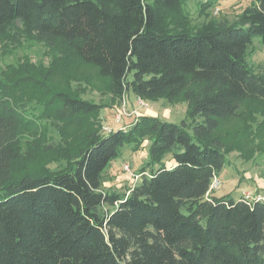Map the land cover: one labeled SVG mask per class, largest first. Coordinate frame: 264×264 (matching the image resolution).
<instances>
[{
  "label": "trees",
  "instance_id": "16d2710c",
  "mask_svg": "<svg viewBox=\"0 0 264 264\" xmlns=\"http://www.w3.org/2000/svg\"><path fill=\"white\" fill-rule=\"evenodd\" d=\"M186 1L0 0L1 41L33 40L93 68L115 104L129 93L189 105L181 125L141 114L127 132L94 125L72 147L49 136L55 157L28 165L37 144L23 150L0 87V264H264V202L210 192L237 151L221 122L264 100V74L247 62L253 39L264 44V0L234 22L198 26ZM216 1L203 0V12ZM55 94L73 112L100 114L73 92ZM147 137L138 183L106 191L107 168Z\"/></svg>",
  "mask_w": 264,
  "mask_h": 264
},
{
  "label": "rangeland",
  "instance_id": "374dc122",
  "mask_svg": "<svg viewBox=\"0 0 264 264\" xmlns=\"http://www.w3.org/2000/svg\"><path fill=\"white\" fill-rule=\"evenodd\" d=\"M216 2L204 13L203 0H187L185 7L190 14V26H198L207 20L234 22L253 0ZM214 8H218L217 15ZM17 41L0 40V87L3 89L2 96L7 97L8 105L19 116L23 150L37 144L32 152V160L26 162L28 165L47 163L55 157L56 152H46L44 148L49 136L55 135L60 147H72L82 141L94 125H98L103 132L104 126L114 124L120 103L115 104L103 90L93 68L59 57L36 41ZM247 62L254 72L264 74V44L259 38H254L250 45ZM61 90L73 92L101 106L100 114L95 117L93 114L73 112L56 96L55 93ZM128 99L129 105L131 103L132 107H137L134 95H129ZM147 104L148 107L140 108L141 112H149L161 120L181 125L188 118L189 105L186 101L169 103L161 99L147 101ZM132 121L127 118L124 123L131 124ZM220 130L228 142H236L237 151L228 154L227 164L220 173L215 174L222 186L213 195L230 194L235 199L246 193L264 196V100L246 104L238 117L222 121ZM150 145L151 139L147 137L138 152L126 146L107 168L115 167L104 174V189L124 192L137 184L138 171L148 162ZM125 164H129V171L123 169ZM258 185L262 189L255 191ZM250 189L253 190L246 192Z\"/></svg>",
  "mask_w": 264,
  "mask_h": 264
},
{
  "label": "built area",
  "instance_id": "2783aa9c",
  "mask_svg": "<svg viewBox=\"0 0 264 264\" xmlns=\"http://www.w3.org/2000/svg\"><path fill=\"white\" fill-rule=\"evenodd\" d=\"M215 15L218 14V8L214 10ZM128 94H125L122 99H120V108L114 118V124L112 126H104L103 127V133L105 134H111L113 131L119 129L123 132H127L132 125L139 119L141 115L140 108L148 107L147 101L143 100L142 98L136 99V105L137 107H132L131 103L129 105V99ZM127 118L133 119L131 124H125L124 120ZM123 169L126 171H129L130 167L129 164H125L123 166ZM222 186V182L218 180L217 178H213L211 186H210V192L215 191L216 189L220 188ZM244 199L247 202H264V196L261 194H254V193H246L244 194Z\"/></svg>",
  "mask_w": 264,
  "mask_h": 264
},
{
  "label": "crops",
  "instance_id": "0c3cea01",
  "mask_svg": "<svg viewBox=\"0 0 264 264\" xmlns=\"http://www.w3.org/2000/svg\"><path fill=\"white\" fill-rule=\"evenodd\" d=\"M133 99H134V98H132V103L135 104V101H134ZM135 99H137V98H135ZM141 114L150 115L149 112H146V113L141 112ZM139 151H140V150H139ZM114 168H115V167H111V168H109L108 170H106V172H110V171H112ZM258 189H262V187L258 185V188L254 189V190L257 191ZM252 190H253V189H250V190H247L246 192H249V191H252ZM246 192H245V193H246ZM243 195H244V194H243Z\"/></svg>",
  "mask_w": 264,
  "mask_h": 264
}]
</instances>
